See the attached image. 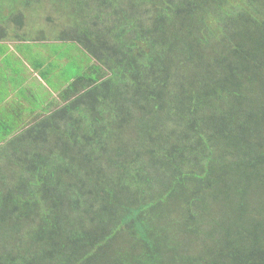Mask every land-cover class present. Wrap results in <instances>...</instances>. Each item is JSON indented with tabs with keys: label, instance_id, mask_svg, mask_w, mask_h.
I'll return each mask as SVG.
<instances>
[{
	"label": "trees",
	"instance_id": "obj_1",
	"mask_svg": "<svg viewBox=\"0 0 264 264\" xmlns=\"http://www.w3.org/2000/svg\"><path fill=\"white\" fill-rule=\"evenodd\" d=\"M45 41L81 70L0 129V264H264V0H0Z\"/></svg>",
	"mask_w": 264,
	"mask_h": 264
},
{
	"label": "rangeland",
	"instance_id": "obj_2",
	"mask_svg": "<svg viewBox=\"0 0 264 264\" xmlns=\"http://www.w3.org/2000/svg\"><path fill=\"white\" fill-rule=\"evenodd\" d=\"M43 22H44V20H43ZM26 28H28V27H26ZM46 29H47V25H46ZM30 30H31V28H29L28 31L30 32ZM41 41H43V40H38V42H41ZM58 44L59 45H54L53 43H51L49 41H45L44 43H41L40 45L32 44L33 46L37 47V49H39V51H37V50H35V48L31 49V47H33L31 44H30L31 47H29V45H23L22 46V45H19L18 43H16V44L10 43V45H8V46L12 50H15L16 52L22 53V55L24 57H26L27 59H23L24 65L22 62V64H19L16 66L11 64V63H8V61H3L1 66H0V75H3L4 77L9 78L7 83L11 87L12 81H13L12 78H14V74H16L17 78L20 79V78H22V74L24 72L23 70H25V68L29 67L28 75H26L27 77L26 76L23 77L22 87H24V90H28L27 88L29 87L31 94H34L37 97H39L41 104H44V106L48 105V103L52 104L53 101L58 100V91H57L58 89L57 90L50 89L42 81V79L39 77L37 72L32 69V66H33L32 64H33L34 60H36V59L39 60L40 57L41 58L42 57L47 58L46 53H48L49 56L55 55L57 60H60V63L62 64V66H63L64 61L66 60V63L67 62L70 63V65L65 67V69L63 70V73H65V77H67L66 80L80 74V70H81L80 67L77 65L78 48H76V46H74V44L70 43V42H67V43L65 42V43H61V44L58 43ZM27 55H28V57H27ZM63 57H64V59H62ZM7 59L9 60L10 58H7ZM9 72H11V73H9ZM17 82L20 83V80H18ZM6 84L3 87V90L6 87ZM22 104L24 107L29 105V103L25 102V101H22ZM39 108L41 109V105ZM49 108H52V106H50ZM38 113L41 114L40 111H38Z\"/></svg>",
	"mask_w": 264,
	"mask_h": 264
},
{
	"label": "crops",
	"instance_id": "obj_3",
	"mask_svg": "<svg viewBox=\"0 0 264 264\" xmlns=\"http://www.w3.org/2000/svg\"><path fill=\"white\" fill-rule=\"evenodd\" d=\"M8 45H10V43H8ZM7 58L10 59L8 60ZM3 61H8V63L16 65L22 64L23 59L21 58L20 53L16 52L15 50H12L9 47L6 50V54H0V66ZM28 69L29 67L23 70L24 72L22 74V78L20 79H18L17 75L14 74V78H12L13 81L11 87L7 83L9 78L0 75V129H21L24 124H29V122L31 121V118L29 117V112L24 111V106L22 104V101H25L22 97V91L24 90V87H22V82L23 77L28 75ZM18 80H20V83L17 82ZM5 84L6 87L3 90ZM13 135L14 133L9 134V136L3 135L1 132L0 146L3 145L5 141L11 138Z\"/></svg>",
	"mask_w": 264,
	"mask_h": 264
}]
</instances>
